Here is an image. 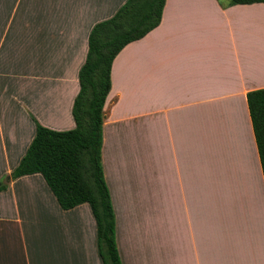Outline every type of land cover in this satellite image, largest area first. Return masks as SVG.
<instances>
[{"label": "crops", "instance_id": "0c3cea01", "mask_svg": "<svg viewBox=\"0 0 264 264\" xmlns=\"http://www.w3.org/2000/svg\"><path fill=\"white\" fill-rule=\"evenodd\" d=\"M126 1L0 0V264H104L88 202L64 209L42 173H11L38 123L76 126L91 30ZM111 79L102 161L121 263L264 264L247 100L264 87V2L166 0Z\"/></svg>", "mask_w": 264, "mask_h": 264}, {"label": "trees", "instance_id": "16d2710c", "mask_svg": "<svg viewBox=\"0 0 264 264\" xmlns=\"http://www.w3.org/2000/svg\"><path fill=\"white\" fill-rule=\"evenodd\" d=\"M264 0H229L230 5ZM166 0H127L112 17L97 22L80 69V91L73 104L76 126L57 130L41 123L11 178L40 172L64 209L88 202L98 226V246L104 264H122L116 238V218L102 161L105 104L112 87L115 57L130 42L157 27ZM247 100L264 174V87L250 90ZM7 183L0 180V190Z\"/></svg>", "mask_w": 264, "mask_h": 264}, {"label": "rangeland", "instance_id": "374dc122", "mask_svg": "<svg viewBox=\"0 0 264 264\" xmlns=\"http://www.w3.org/2000/svg\"><path fill=\"white\" fill-rule=\"evenodd\" d=\"M8 177H9V176H7V177H3V178L1 179V181H7V180H8ZM26 236H27V235H26ZM17 239H18V241L21 243L22 238H21V237H20V238L18 237ZM20 240H21V241H20ZM21 246H22V245H21Z\"/></svg>", "mask_w": 264, "mask_h": 264}]
</instances>
